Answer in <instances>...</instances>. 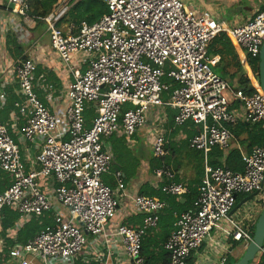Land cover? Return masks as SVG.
I'll return each instance as SVG.
<instances>
[{"label": "built area", "instance_id": "2783aa9c", "mask_svg": "<svg viewBox=\"0 0 264 264\" xmlns=\"http://www.w3.org/2000/svg\"><path fill=\"white\" fill-rule=\"evenodd\" d=\"M4 1L6 8L14 5L12 13L24 21L31 19L28 0ZM102 2L107 13L97 22H81L66 33L57 26L68 10L66 4L40 19L51 48L71 75L62 122L34 91L36 61L19 58L12 67L19 97L15 106L24 121L19 133L24 142L33 143L37 153L28 163L23 161L19 146L0 125V171L11 181L0 193V215L3 208L23 219L51 213L53 222L32 239L11 246L3 264L72 261L86 250L89 236H112L108 223L115 217L126 187L122 172L111 171L113 158L104 140L117 134L131 137L152 119L156 127L151 151L154 157L164 158L167 108L175 112L174 127L186 122L198 127L188 146L199 151L204 161L197 198L191 209L175 215L173 229L163 244L169 256L167 264H225L231 242L240 241L246 247L252 240L246 224L253 213L258 216L259 202L264 201V147H254L248 154L237 147L242 172L212 168L207 156L215 147L225 153L231 149L234 137L230 126L264 122V95L233 89L214 74L211 67L216 60L207 49L218 34L227 33L247 57L257 58L264 43V12L226 29L208 11L189 10L182 0ZM17 33L19 43H25L23 30ZM73 57L80 68L70 65ZM4 98L1 90L0 100ZM234 102L238 107L232 109ZM87 110L94 113L88 127ZM16 117L11 120L15 122ZM107 174L115 188L103 183ZM154 176L162 184L155 188L165 195L180 197L188 192L168 169H155ZM43 184L52 189H43ZM252 194L251 206L235 221L231 212L236 198ZM131 205L134 213L142 216L141 223L136 227L116 225L112 234L120 239L129 264H145L142 241L157 226L166 204L136 194ZM224 225L232 231H223V241H212L213 246H225L224 255L216 261L213 256L202 258L199 249ZM258 256L264 258V239Z\"/></svg>", "mask_w": 264, "mask_h": 264}, {"label": "crops", "instance_id": "0c3cea01", "mask_svg": "<svg viewBox=\"0 0 264 264\" xmlns=\"http://www.w3.org/2000/svg\"><path fill=\"white\" fill-rule=\"evenodd\" d=\"M4 2V0H0V89L4 91L10 88L13 90V93L15 91L16 95L17 85L14 79V73L12 71V67L16 60H13L6 51L5 36L7 32L17 33V30H20L21 28L24 31L23 34L26 36V42L22 43L23 54L26 57L33 58L36 61L37 69L40 68L42 70V73L39 76L35 77L34 91L37 96L42 99L43 104L49 109V111L56 114L60 122H62L64 116V108L66 106V100L64 96L65 89L67 84L71 81L69 69L65 68L56 52L51 48L45 24L43 23L39 26H36L35 22L31 19L24 21V19L12 13L8 7H5L6 9H3L2 5L4 4ZM78 2L79 1L58 0L52 12L56 11L59 8H62L65 4L68 7V12L69 9H71ZM182 2L189 10H193L196 12L208 11L214 17L215 21L226 29H231L247 23L249 20H251V18L257 11L264 12V0H182ZM67 12L59 20V26L57 23V26L65 33L69 31V28L77 27L74 23L68 20L66 16ZM73 31H75V29ZM223 34L230 41L232 52L229 54H224L222 59L220 55H210V58H215L216 60L215 65H213L211 68L214 74L225 80L231 87H233V89H238V79L241 76H247L251 73V70L248 66L249 57H247L246 54H244V52L236 46L232 39L229 38V35L227 33ZM70 65L74 66V68L76 69L80 68L81 66L79 62L76 61L75 57H73ZM82 71L83 68H81V72ZM5 98L3 100H0V102L2 103ZM49 98H51L50 101L48 100ZM230 107L234 109L238 106L237 103L234 102L231 103ZM12 114L10 115L9 121L4 126L7 128L9 135L19 146L23 161L28 163L29 161L33 160L35 154L37 153V150L34 148L33 143L24 142L21 134L19 133V129L22 126L19 127L18 125L20 122L24 124L23 118L16 114L17 117L15 118V122H13L11 118L15 114ZM151 120L152 119H150L144 127L137 130L133 135L135 136L138 132L140 133V135L146 134L149 140L148 146L150 147V149L154 135L153 131L156 127V124L154 122L152 124ZM123 136V134H117L104 140V147L108 152H110L113 158L112 166L114 165L118 171L122 172V174V167L116 162L121 158L118 156L119 152L124 149L125 144ZM184 138L185 136L183 135V133L179 132L174 138L171 139V142H173L176 146H179L180 141H183ZM231 146L236 148L239 147L240 150L244 152L243 149H241L240 145L234 140ZM188 148L193 158L177 154L178 164L170 162V167L168 169L174 174V181L175 179H178L179 182H175L182 183L185 186L195 179V158L198 159L199 157L197 155L199 151L191 149L189 146ZM167 155H169L168 152L166 156ZM172 158H174V156ZM139 163V167L133 171L132 175L127 180H124L126 187L124 196L120 200L115 217L110 223H108V229L111 231L110 235L112 236H109L108 239L89 236L86 250L82 251L72 261H54L56 264H129L128 259L126 258L122 249L120 239L117 236L113 235L112 232L114 231L116 225H126L130 227L138 226L141 223L142 216L140 214L134 213L131 205V197L141 193L145 195L150 189H156L155 185H157L158 187L160 186V184L156 182L154 170H150L149 158L141 157ZM105 177L109 178L113 185V188H115V182L111 174H107L105 175ZM42 188L49 191L52 189V186L49 184H43ZM248 196L249 195L238 196L236 198L237 204H235V207L240 202H243V204L241 205L242 210L244 208L245 210L248 209L251 206V204L249 203L250 200L245 201ZM60 211H62V209ZM241 215H244L243 211H241ZM26 220L28 219L20 218L15 227L13 229L7 230L4 235L1 232L0 222V257L2 258L1 264H3L7 258L8 249L15 244H20L16 242V235L17 231L21 228ZM255 222V219L254 221L251 220V224L248 227L249 230L251 229V226L255 225ZM217 235V233L212 234L210 238L199 249L198 254H200L202 258L207 259L206 256H213V261H216L220 256L224 255L223 253L225 251V246L220 244L213 246L212 244V241L217 238ZM220 240L223 241L221 237ZM8 242L10 243V245H8ZM98 248L101 250V252L100 250H98ZM217 252H219V255H216ZM225 256L227 257V259L230 256L239 257V255L235 250H233L232 247L230 248L229 253ZM194 259L195 258H193L192 260Z\"/></svg>", "mask_w": 264, "mask_h": 264}, {"label": "trees", "instance_id": "16d2710c", "mask_svg": "<svg viewBox=\"0 0 264 264\" xmlns=\"http://www.w3.org/2000/svg\"><path fill=\"white\" fill-rule=\"evenodd\" d=\"M58 0H28V12L27 15L31 18L36 26L43 24L40 21L41 18L49 15L54 7L56 6ZM5 8V2L2 5ZM260 11H257L258 13ZM107 13L106 5L101 0H81L75 4L67 12V18L70 22L78 26L81 22H85L89 25L97 22L103 15ZM255 13V14H256ZM254 14V15H255ZM59 26V23H58ZM6 51L8 55L13 59L17 60L19 58L25 59L26 56L23 54V46L18 41V33L7 32L6 33ZM230 38V37H229ZM231 39V38H230ZM232 52L231 44L228 38L221 33L218 34L208 45L207 53L208 55H220L221 59L224 54H229ZM248 66L251 73L247 76H241L237 83L238 88L243 90L245 93L250 94L254 92H259L262 94L260 87L257 83V78L259 76V57L251 59L248 58ZM42 70L38 68L35 72V77L39 76ZM17 85V84H16ZM18 86V85H17ZM18 88V87H17ZM1 92V89H0ZM5 100L0 102V125H5L9 119L10 115L17 116L18 110L15 108V103L18 102V97L15 95V91L8 88L4 90ZM40 99V97L38 96ZM42 101V99H40ZM167 116L166 130L168 131L167 139L168 142L165 146L166 151L169 153L164 158L154 157L150 160V170H155L157 168L169 169L170 162L178 164L177 154L193 158L191 152L188 150L189 139L198 132V127H196L192 122H186L181 126L174 127V115L175 112L167 108L165 110ZM85 121L87 127L89 126L90 120L94 117V113L91 110H87L84 113ZM22 122L19 123V127L22 126ZM234 141L237 142L244 153H250L251 149L254 147H264V122H259L255 124H250L246 122H238L235 126L229 127ZM179 132H182L185 136L183 141H180V145L176 146L171 139L174 138ZM193 152V151H192ZM122 152H119L118 156H122ZM198 159L195 158L194 169L196 171L195 179L191 183L187 184V193L180 196V198L170 195H165L161 188L150 189L147 194H139L147 197H151L162 201L166 204V208L160 213L159 220L155 229L147 232V235L142 241L141 253L145 260V264H167L168 263V253L163 249V244L166 241L169 233L173 229L175 222L174 215L180 214L192 208L193 202L196 200L198 195V187L201 183L203 177V157L201 153L197 154ZM174 156V158H172ZM191 160V159H190ZM192 161V160H191ZM113 164V163H112ZM207 164L212 167H223L232 172H242L243 162L241 161V153L236 147H231L228 152H223L218 148H212L211 152L207 156ZM120 165V164H119ZM122 167V165H120ZM117 168L113 165L111 166V171H116ZM124 180H127L133 173V171H127L123 169ZM103 183H105L110 188L113 185L109 178L103 177ZM175 181L179 182L178 179ZM11 181L8 175L0 171V193H2L10 185ZM162 184H160L161 186ZM237 204V203H236ZM53 213V212H52ZM1 222V232L4 235L9 229H13L15 225L20 220V215H18L13 210L8 208H3L0 215ZM257 220V219H256ZM52 214L46 213L39 217L32 216L21 226L17 231L16 242L23 244L26 241L32 239L40 230L52 226ZM254 232V225L251 226L249 230L250 236L252 237ZM8 245L10 243L8 242ZM233 250L239 247L244 249V246L240 241H234L231 244ZM239 257H228L225 264H233ZM2 258L0 257V264ZM264 258L261 256L256 257V259L251 264H263Z\"/></svg>", "mask_w": 264, "mask_h": 264}, {"label": "rangeland", "instance_id": "374dc122", "mask_svg": "<svg viewBox=\"0 0 264 264\" xmlns=\"http://www.w3.org/2000/svg\"><path fill=\"white\" fill-rule=\"evenodd\" d=\"M123 137H124V144H125L124 149L121 151L123 154H122L121 158L116 162V163L122 165L123 169H126L127 171H134L139 167V165H140L139 161H140L141 157H144V158L148 157L149 160H152L154 158L153 153H152L150 147L148 146L149 140H148V137L146 134L140 135V133L138 132L133 137L132 136L131 137L123 136ZM132 143H133V145H132ZM140 152H143V153H140ZM252 202H254V200H252ZM260 206H262V207L259 208L258 215L264 209L263 208L264 207V201L259 202V207ZM241 211H242V209L240 207L234 213V220L237 222H239L241 217H242ZM254 216H257V215H255V213H253L250 216L248 223L246 224V227H249V225L251 224V220L254 221V219L256 220L258 218V216L257 217H254ZM243 217H246V216H243ZM244 225L240 224V227L245 228ZM223 231L228 233V232H231L232 230L230 227H228L226 225L220 227L218 232H217V234H218L217 238H215L213 241L214 243H216L220 240V237H221V234L223 233ZM235 251L239 256H241L244 249L242 247H239ZM216 255H219V252H217Z\"/></svg>", "mask_w": 264, "mask_h": 264}, {"label": "water", "instance_id": "95a60500", "mask_svg": "<svg viewBox=\"0 0 264 264\" xmlns=\"http://www.w3.org/2000/svg\"><path fill=\"white\" fill-rule=\"evenodd\" d=\"M8 8L12 10L14 8V5L9 4ZM258 57H259V76L257 78V83L260 87L262 94L264 95V43L262 44L260 48ZM253 197H254V194L249 195L245 201H249ZM242 204L243 202H240L236 207H234L231 213H233L236 209L241 207ZM263 239H264V209L259 214L255 222L252 240L244 248V251L241 257L233 264H251L259 254V250H260Z\"/></svg>", "mask_w": 264, "mask_h": 264}]
</instances>
